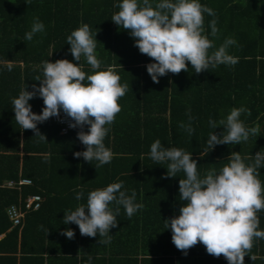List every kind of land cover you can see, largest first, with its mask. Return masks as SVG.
<instances>
[{"label":"trees","instance_id":"obj_1","mask_svg":"<svg viewBox=\"0 0 264 264\" xmlns=\"http://www.w3.org/2000/svg\"><path fill=\"white\" fill-rule=\"evenodd\" d=\"M1 234L0 264H264V0H0Z\"/></svg>","mask_w":264,"mask_h":264},{"label":"built area","instance_id":"obj_2","mask_svg":"<svg viewBox=\"0 0 264 264\" xmlns=\"http://www.w3.org/2000/svg\"><path fill=\"white\" fill-rule=\"evenodd\" d=\"M81 105L82 104H78L71 108L58 109L53 112L52 114L53 120L61 126L62 134H67L71 130L76 129L78 127L76 112ZM31 182L32 181L30 179H24L21 181L22 184L25 183L28 184ZM42 200L43 198L41 195L34 194L26 199L24 203V207H21L16 204L9 206L7 213L13 225L14 226L23 225L26 215L33 210L39 209Z\"/></svg>","mask_w":264,"mask_h":264},{"label":"crops","instance_id":"obj_3","mask_svg":"<svg viewBox=\"0 0 264 264\" xmlns=\"http://www.w3.org/2000/svg\"><path fill=\"white\" fill-rule=\"evenodd\" d=\"M62 134V133H61ZM24 179H30V178H20L18 181L17 180H7L4 184H3V186H7V187H11V188H17V189H19V190H21L22 189V186L23 185H28V184H32V182L31 183H28V184H22L21 183V181L22 180H24ZM31 180V179H30ZM32 181V180H31ZM11 183V184H10ZM33 195V194H32ZM29 196H31V195H29ZM28 196V197H29ZM28 197H26L25 199H23V200H20L18 203H16V205H19V206H21V207H24V203H25V201H26V199L28 198ZM13 205V204H12ZM11 206V205H10ZM9 208V207H8ZM8 210V209H7ZM14 227V225H12V228ZM11 228V229H12ZM5 236V234H1L0 235V239L2 238V237H4Z\"/></svg>","mask_w":264,"mask_h":264}]
</instances>
